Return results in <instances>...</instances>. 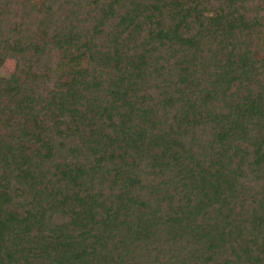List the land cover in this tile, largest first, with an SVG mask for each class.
<instances>
[{
    "label": "trees",
    "instance_id": "obj_1",
    "mask_svg": "<svg viewBox=\"0 0 264 264\" xmlns=\"http://www.w3.org/2000/svg\"><path fill=\"white\" fill-rule=\"evenodd\" d=\"M0 264H264V0H0Z\"/></svg>",
    "mask_w": 264,
    "mask_h": 264
},
{
    "label": "rangeland",
    "instance_id": "obj_2",
    "mask_svg": "<svg viewBox=\"0 0 264 264\" xmlns=\"http://www.w3.org/2000/svg\"><path fill=\"white\" fill-rule=\"evenodd\" d=\"M12 71H13V66H12V64L7 63V64H5V65L2 67V69L0 70V73H1L2 75H6V76H8V75L11 74Z\"/></svg>",
    "mask_w": 264,
    "mask_h": 264
}]
</instances>
